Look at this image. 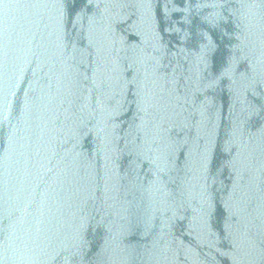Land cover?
Wrapping results in <instances>:
<instances>
[{
	"label": "water",
	"instance_id": "95a60500",
	"mask_svg": "<svg viewBox=\"0 0 264 264\" xmlns=\"http://www.w3.org/2000/svg\"><path fill=\"white\" fill-rule=\"evenodd\" d=\"M0 264H264V0H0Z\"/></svg>",
	"mask_w": 264,
	"mask_h": 264
}]
</instances>
